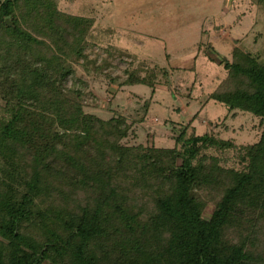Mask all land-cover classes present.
<instances>
[{
  "label": "trees",
  "instance_id": "16d2710c",
  "mask_svg": "<svg viewBox=\"0 0 264 264\" xmlns=\"http://www.w3.org/2000/svg\"><path fill=\"white\" fill-rule=\"evenodd\" d=\"M93 23L56 0H0V264H264V61L235 47L219 59L226 89L208 96L258 118L256 143L182 129L181 149L128 147L123 118L85 113L80 93L62 90ZM153 77L129 71L122 86L154 93ZM209 148L237 149L244 169L220 167ZM223 184L203 218L199 192ZM56 195L84 205L58 208Z\"/></svg>",
  "mask_w": 264,
  "mask_h": 264
},
{
  "label": "rangeland",
  "instance_id": "374dc122",
  "mask_svg": "<svg viewBox=\"0 0 264 264\" xmlns=\"http://www.w3.org/2000/svg\"><path fill=\"white\" fill-rule=\"evenodd\" d=\"M56 2L61 12L94 21L83 57L70 62L74 74L66 78L62 90L80 93L85 113L103 120L123 118L128 131L121 145L181 149L174 139L182 129L185 139L207 134L230 140L237 148L258 141L262 130L258 118L228 112L208 99L226 89L227 72L219 59L230 62L235 47L264 61V7L257 0ZM129 71L155 76L154 93L147 86H122ZM3 103L0 99V108ZM202 150L216 157L222 168L245 167L237 149ZM224 189L223 184L199 192L203 218L211 216ZM54 199L58 208L75 212L84 205L76 195L70 203L61 202L58 195ZM255 244L264 253V233L257 235Z\"/></svg>",
  "mask_w": 264,
  "mask_h": 264
}]
</instances>
